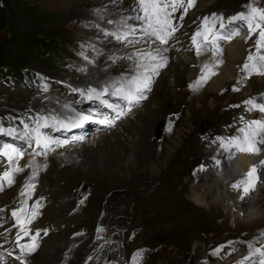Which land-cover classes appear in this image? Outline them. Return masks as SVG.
<instances>
[{"label": "rangeland", "instance_id": "obj_1", "mask_svg": "<svg viewBox=\"0 0 264 264\" xmlns=\"http://www.w3.org/2000/svg\"><path fill=\"white\" fill-rule=\"evenodd\" d=\"M6 1L7 0H0V15L9 17L11 9L12 11L15 9V13L13 19L9 20V25L0 27V53H3L2 56L0 55V61H5L7 57H11L7 60L9 64L13 61L16 63L19 68L16 72L19 75L13 76L10 72V68L7 70L8 66L6 69L5 66H3V69H5L8 75L3 72L4 70H2L3 73H0V124L7 127L6 122L9 116H11V114L17 115V118L13 120H15L14 123L16 124V128H18L17 131L19 135L23 133L19 130V128H23V125L20 123L21 120L31 125L37 113L41 115H60V113H62L61 116L64 118L70 115V113H66L64 110L65 107L62 106L69 105V108H73L77 112L81 110L83 112L84 109H87L86 111L91 112L88 114L93 115L96 119H102L106 116L113 123L107 125L108 128L105 130V133L108 131L107 133L109 134L110 132L111 134L113 130H120L121 132L126 131L127 123L133 126L132 128H135L134 126L138 124L142 125L144 122L142 120L139 121L138 114L144 107L146 108L148 106L150 107L149 110H154L155 112L159 111L161 108L162 111L158 114H160V117H163V120L156 125L155 132L159 130L160 124H162L163 130L159 137H155L157 138L155 143L144 145L143 148L144 152L147 147H149L148 151L153 152V156L148 158V160H155L158 153L162 152L163 154L165 146L171 143L170 141L168 143L170 138L168 136L171 135L172 138L174 137L176 139L178 133L176 129H180L178 136L180 137V142L176 150L173 151L175 153L167 157L166 165H164V167L162 166L160 171L154 174L147 170V160H139V154H141V152H136L131 149L130 145L139 140L136 139L135 132L132 129L126 133L130 137L128 142L126 144L121 142L120 146L117 145L118 149L113 150L115 154H117L116 157H108V151L113 149L111 146H109L110 149L107 151L106 158L100 154L106 161L107 166L105 167L95 160H92L88 168L80 163L79 166H74V169H72L69 174L65 175V169L62 170L63 164H61L59 168L60 173L55 172L57 176L54 178L57 179V187L53 189L56 195H51L50 198L53 199L54 203L58 204L61 201V197H67L66 201L72 200L69 204L72 205L73 202L75 207H80V211L85 214L82 219H78V221L71 220V222H69V220L64 219V214L68 213L70 207L66 202L63 203L64 205L60 203L63 205H61V208L53 206L51 210L45 211L44 214L39 217V222L35 225L36 229H47V234H45L46 241L37 255L40 254L44 248H49L52 246L53 242H57L62 238L61 235L64 234L67 229L69 230L65 233H78L77 236L83 235L87 238L86 242L81 245L84 251L82 254H79V260L91 255V252L87 253V247L90 245L91 241H97V245L103 246L105 249H110L112 246L119 247L117 250L119 254L115 251V257H109V260H111L110 263L112 262V264L118 263V256H120L122 260L121 264H200L201 262L205 264H218L221 261L218 256L219 253L212 255V251L219 245H223L224 259L221 261L222 264H229L233 262V259L238 261L240 258L247 256L250 251L255 250L260 247V245L262 247L264 242L260 241H264V238L261 236V231L264 232V218L258 223L250 225L249 223H245V220L237 222L231 218L229 212L226 210L224 211V209L216 207L209 210V208H204V206H208V203H203V209L200 208L202 206H197V203H195L196 201L191 199V193L192 191L196 192V190L200 192L202 191L200 188H207L208 185L211 186L210 184L206 185L201 179L200 182L198 181L200 177L203 179V176H210L208 173L209 163L207 162V158L204 157L203 161H206L207 166L203 164L205 167L202 171V173L206 172V174L204 173V175L201 174L200 176H196L199 172V168L197 169V162L200 161V159L197 160V162L192 161L194 157H199L202 152L207 150L204 143L200 144L199 142L202 141V137L210 134L211 138H209V141H214L217 136L228 138V136H233L236 133L238 134V129L246 126L247 123L244 122V120L252 113L256 114L255 119L259 118L260 120H264V113L262 117H258L261 116L258 110L254 109L252 111H247L246 109L250 106L243 103V101L250 97H254L257 102H260L261 97L258 96V92L262 88V85H260L259 81L262 78L264 79V72H258L256 75L247 76L248 74L245 71L238 70L237 75L238 78H242L241 82L238 80L237 83L233 80L230 83L234 85H228L226 90L224 89V92L221 90L217 92V94L207 93L205 101H203L201 105H198V103L193 100L192 95L195 89L188 87L189 82L187 81L185 72L183 74L181 72L179 76L165 80L166 75L170 74L172 71V66L170 67V63L167 62L166 67L161 69L159 75L153 78L150 86L151 92L145 94L146 99L143 104L137 106L138 109H136V107H130L132 110H130V112H132V116L134 115L133 118L129 119L127 114H125L118 120V114V117H116L114 121L109 115H104L106 112L103 113L95 108L92 109V107H96V105L100 104L99 100L95 101L98 104L95 103L92 107L85 108L86 106L83 105L84 97H82L79 92H73L72 89H85L86 85L97 88L101 87L102 85L98 82L86 79L87 76L91 75V70L97 72L94 76L97 81H99V76L101 74L107 76L104 83L114 78L117 79V74L121 71L117 74L114 72L109 73L105 67H103L105 64L99 65L98 69H91L94 65H97L96 59H109L110 62H114V64L117 65V63L122 62L123 59L120 57L112 59L113 57L111 55L117 54L114 51L123 53V51H121L123 45L134 46L136 43L154 41V37L143 36L140 32V27H137L134 37L130 40H128L130 38L128 37V41L125 42L117 41L110 36L105 37L102 34L101 29L107 28L112 31L117 27H113L115 23L113 25L107 23L108 20L120 21L119 18L116 19V10L121 11V17L138 16L141 11L137 0H115V2H113V0H18L19 3L15 4L13 8L7 6L9 1L8 3ZM249 3H252L254 7L264 9V0H212L207 6H203L204 4H200L199 6L198 3V8H196L195 3L192 8L188 9L195 10V17L189 20L188 24L189 26L198 27H189V29L194 28L196 31L200 29L201 23H199V21L204 16H209V18L212 19V13L222 14L225 17V28L231 27L233 30L237 28L241 30L240 35L238 34L236 39H223L222 45L224 48H222L226 50L228 45L236 41L240 42V39L243 40L245 43L244 47H246L247 50L244 55L245 60L249 53L256 52L255 41L258 38V32L252 33L251 36H248L246 39V35L249 34L247 26L240 21L229 25L226 17L240 11H248L247 5ZM134 6L138 7V9ZM137 10L139 13H137ZM31 11L35 13L36 16L31 14ZM181 11V9H178V16ZM28 13L31 14V16L33 15L32 17L34 19L28 16ZM185 14L186 13L183 14V19L179 17L178 21L181 22V25L183 24ZM141 22V20L135 19L128 21V23L137 26L144 23ZM218 27L215 26V33L218 31ZM231 32L232 31L226 33L225 36L229 35ZM179 34L180 32H178V35ZM211 36L212 33H209V40ZM169 42L173 43V38L170 39ZM95 49L97 50L95 51ZM189 49H194L196 51L195 47L192 45H190ZM44 50H46V52ZM108 50H110V53H107ZM3 56L6 57L4 58ZM85 56L88 57L87 60L84 58ZM129 63L130 60L125 62L126 72H121L120 75L129 72L128 69L131 67L128 66L130 65ZM243 63V61L240 62L241 65ZM189 67L190 69L193 68V66ZM189 67L187 68L189 69ZM132 74L133 72L129 73L128 76ZM69 79L71 83L75 85L70 84ZM77 84H79V87H76ZM233 87L237 88L238 91H233ZM46 96L49 97L46 99L47 101L45 100ZM74 96H78V99ZM263 98L264 97H262V99ZM105 99L112 100L107 96ZM85 100L87 101V99ZM168 100L169 103L164 107V103ZM34 102H36V104ZM192 102L193 104H191L190 112H188L187 110ZM211 103L214 104V109H211L209 106ZM260 103H264V99ZM230 105H239V107H230ZM101 106L106 108L104 105ZM170 106H173L174 111L171 114H167L168 107ZM59 110L62 112L59 113ZM125 112H127L126 106L124 109V113ZM152 115H154L152 112H147L148 117H152ZM241 117L244 118L243 121H241ZM27 118H31L30 121H27ZM170 122L172 124L171 132L167 130ZM204 124L207 125V128L205 131H202ZM97 130L101 129L99 127L90 128L86 137L81 141H77L78 137L74 135L63 136L64 138L70 137V141L67 143L62 141L63 144L61 145H65V148H69V145H82L81 148H83V145H86L90 139L101 137L97 135L99 133ZM148 130L151 129L148 128ZM47 131L50 136L54 134L51 128H48ZM151 133H154V131L152 130L149 134L151 135ZM165 134L166 136H164ZM82 135L84 137V134ZM148 135L145 138L147 142H149ZM0 136L2 144L3 140L10 142L18 140L11 139V136H8V139L2 135ZM142 139L143 138H141V140ZM158 140L160 143H158ZM214 144L217 145H214L215 148L219 147L218 141ZM4 146L5 144H3V146L0 145V161L4 158L3 153L11 151L10 148L6 149ZM36 146L34 142H30V144L22 143L21 146L18 145L15 147L19 149L23 155H18L13 158L12 167L15 168L19 166L23 168L24 160L32 156L39 159L42 158L43 155L40 154L37 149L33 151L34 153H26L27 150L34 149ZM261 146L263 148L261 150L264 151V144ZM61 147L63 148V146ZM37 153H39V155H37ZM46 154L47 153H45L44 156L48 157ZM93 154L94 156L98 155V153L91 152L90 149L86 150L81 156L82 160H84L83 157L86 156L87 158ZM236 154H238V152ZM117 157L119 158L117 159ZM3 165L4 164H1L0 167ZM51 166L50 163V167ZM42 167L41 171L45 169L44 163H42ZM24 168L23 171L14 174V183L11 184L12 186H9L11 188L8 190L6 200L4 198V200L0 201L4 208L17 194L16 190L18 188L14 186L20 187L19 184H24V179L21 180V177L27 173V170L24 171ZM46 168L47 170L50 169L49 167ZM170 168H172V170H170ZM7 169L9 168L1 169L0 173ZM28 172L32 173V170ZM38 173H40V171ZM47 173L48 172H46L45 175ZM171 173L174 177L172 179L170 178ZM191 176L193 178L189 179ZM61 178H64V180H61ZM215 180H217V177ZM34 181H39L41 185V176L39 175L37 179L29 183L32 184ZM5 185H7V182ZM40 185L38 194L43 190L40 188ZM7 188L8 187H2L0 193L4 190L7 191ZM257 190L254 192L255 194H253V199L256 201L264 198V196L261 195L262 193H259V190ZM133 192L137 195L139 202L138 206L133 204L135 199ZM50 193L49 191V194ZM108 196L109 199L115 197L122 199H117L111 204V206L117 209V213L121 216L125 215V217H123V219H126L125 223L118 232H114L111 228L108 233L105 228L100 225V221H102L100 218L102 215V208L107 204L109 200H107ZM128 198H130V203L128 202ZM47 202L51 201L47 200ZM209 202H212V200ZM8 207L11 206L8 205ZM63 207L67 208L61 212L60 209ZM7 209L0 212V215L5 214L6 217V222L2 223L0 226V240H7L6 242L10 241V234L8 229L5 228L8 227L7 225L9 224L8 220L10 217V215L6 213ZM260 210L264 213V206L260 207ZM113 215L114 213L112 212L111 216L113 217ZM135 215H137V220L135 219L133 221ZM140 215L143 216L144 220L147 216L150 217L144 221L140 218ZM138 219L142 220L138 221ZM59 221L60 226L57 228L58 230H55L54 226ZM64 224H68V226L61 229V226ZM3 228L5 229L3 230ZM97 228H101L102 231L98 232ZM109 234L116 235L118 241H105L108 240ZM251 234H256V236L254 237ZM200 241H205V246L201 245L202 249L198 253L195 246L198 247L201 243ZM229 241H232V243L229 244ZM232 244H236L235 250L231 247ZM249 244H251V248H249ZM4 246L5 244L2 242L0 248ZM206 247H210L212 250L211 256L214 257V259L210 258L211 261L207 258L208 254L206 253ZM78 248H80V244H78ZM13 250L12 248L9 250L4 249V251L0 249V254L2 255V257L0 255L1 264H10L8 263V256L12 258L16 254ZM138 250L142 251L133 259ZM5 252L8 256H4ZM35 253L32 257L24 259V261L35 259L37 264H47L49 257L46 256L45 259L42 260V255L37 256ZM67 255H75V253L66 252L63 257ZM251 257L252 256H250L247 261H249ZM113 258L115 260H113ZM76 260L77 258H75L73 262ZM11 264L18 263L12 262Z\"/></svg>", "mask_w": 264, "mask_h": 264}, {"label": "bare ground", "instance_id": "obj_2", "mask_svg": "<svg viewBox=\"0 0 264 264\" xmlns=\"http://www.w3.org/2000/svg\"><path fill=\"white\" fill-rule=\"evenodd\" d=\"M210 2H212V0H206V1L205 0H196V8H198L197 7L198 3H199V6H200V4H204L203 6H207V4H210ZM135 8L138 9V7H135ZM116 11H117L115 14L116 19L119 18V20H120L122 13H121V11H118V10H116ZM137 13H139L138 10H137ZM138 15H142V13H139ZM194 17H195V10H193V9L188 10L187 13L185 14L183 24L181 25V22L178 21L179 20L178 13L174 14L173 22L177 25L178 30L174 34L175 37L173 38V43L169 42V44L167 45L169 47V52L166 53V55L169 56L168 62L170 63V67L172 66L171 67L172 71L168 75L165 74L166 75L165 80L172 78V77L179 76L181 74V72H182V74L185 72L186 76H187V81L189 82V84L192 83L195 85V81H196L197 77L199 75H201V73H200L201 66L204 65L205 63L213 64L215 66L216 75H214L210 79H208V81L206 83H203L204 85L202 84L200 86H194L195 92L192 93L193 100H195L198 103V105L199 104L201 105V103L203 101H205L207 93H213V94L216 93L217 94V92H219L221 90H223L222 92H224V89L226 90L228 85H234V84L230 83L233 80H234V82H237V83H238V80H240V82H241L242 78L241 77L238 78L237 72H238V70L243 71V72L245 71L243 68L244 63L241 65L240 62L241 61L245 62V60L247 59V57H246L244 60V55H245L247 50H246V47H244V45H245L244 41L241 39H240V42L236 41L233 44L228 45L226 50H223V48H224V46L222 45L223 38H221L219 35H217L215 47L211 43H208L206 49L204 51H201L200 54H197V51H195L194 49H189L190 45H192V42H191L192 35L196 32V30L194 28L189 29V27H198V26H191V25L189 26V24H188V21ZM204 17H202L200 19L199 23L202 22ZM113 19H114V17H113ZM115 22H117V21H115ZM142 22H144V21H142ZM199 23H198V25H199ZM143 24L144 23H142V25ZM142 25H140V26H142ZM116 26L117 25H115V24L113 25V27H116ZM216 26L218 27L219 24H216ZM180 27H181V29H180ZM217 30H218L216 32L217 34L222 33L224 36L226 35V33L233 31V29L231 27L230 28H224V29H220L218 27ZM178 32H180L179 35H178ZM240 32H241V30H239V35H240ZM135 34H136V32H135ZM129 37L130 38L128 40L132 39L134 37V35H130ZM232 38L236 39L237 35L232 36ZM198 39L202 40V37L198 38ZM128 40H126V41H128ZM152 41H147L144 43L143 42L142 43H136L134 46H132V45L124 46L123 45V47H121L122 48L121 51H123V53L114 51L117 54L111 55L113 58H116V57L122 58L123 59L122 62H118L117 65H115L114 62H110L109 59L108 60L96 59L97 65L96 66L94 65L91 69H94V68L98 69L99 65L105 64V66H103V67H105V69L109 73L114 72L117 74L120 71L122 73H124V72H126L125 62L127 60H129L126 57L133 56L134 59L130 60V63H129L130 65H128V66H131L128 69L129 72L124 74V75H128L131 72L134 73L136 71V69L134 67V60H135L134 53H135V51H137V50L147 51V50H149L150 46H154V47L159 46L158 42H155V44H153ZM106 48H108V47H106ZM96 50L97 49H95V51ZM108 51H107V53H110V50H108ZM182 52H184V53H182ZM261 52L264 53V49H262ZM217 60L222 61V63L219 64L218 66L215 65V61H217ZM189 66H193V68L190 69ZM187 67H189V69ZM159 72H161V69L159 70ZM120 73L117 74L118 78L121 76H124V75H120ZM257 73L258 72H252L251 74H248L247 76L256 75ZM96 74H97V72H93L91 70V75L87 76L86 79H89L91 81H96L100 85L105 84L104 82L107 79V76L106 75L104 76L101 74L99 76V81H97L94 78V76ZM154 77L155 76H153V78ZM153 78H152V81H153ZM259 82H260V85H262V88L259 90L258 96L261 97L260 102H262L264 99V98L262 99V97H264V95H262V94H264V79L262 78ZM69 83L72 85H75V84L71 83L70 79H69ZM257 84H259V83H257ZM76 87H79V84H77ZM88 87H90V86L86 85L85 89H83V88H78V89H80L81 91H86ZM149 92H151V90H145V94H147ZM74 97H76L78 99V96H74ZM107 97L112 99V100L107 99L109 103H111L113 105H118L119 107L114 108V109H109L107 107L103 108L101 106L102 105L101 103L98 104L95 102L98 100H95V99L88 100L87 99V101H86L85 97H84V104L83 105L86 106V107L84 106L85 108H87V107L89 108V107H92L93 104L96 103L98 105H96V107H92V109L95 108V109L99 110V112H103V113L106 112V114H104V115H109L110 118H112L113 120L116 119V117H118V114H119L118 120H120L122 118V115L120 114L121 111L123 112V115L127 114L129 119L133 118L134 115L132 116V114H131L132 112H130V110H131L130 107H136V109H138L137 106L142 105L144 100H145V99H142L139 101V103L128 105L127 102H125L124 100H122L118 97H114L111 95H109ZM210 97H212V96H210ZM47 98H49V97L46 96L45 100ZM11 99H13V98H11ZM34 103L36 104V102H34ZM167 103H169V100L164 103V107ZM191 104H193V102L190 103L189 108L187 110L188 112H190ZM213 105L214 104H212V103L209 105L211 107V109L215 108ZM125 106L127 107V112L124 113ZM62 107H64V106H62ZM202 107L204 108L203 105H202ZM68 108H65L64 110L66 113H70V115L65 116L64 119H67L69 116L74 114L72 112L73 108H69V110H68ZM149 108L150 107H148V106L146 108L144 107V109L141 110L140 113L138 114L139 121L142 120L144 122L143 124L141 123L142 125L138 124V125L134 126L135 128H132L133 126H131L129 123H127V125H126L127 130L124 132H121L120 130L119 131L113 130L112 131L113 133H111V134H110V132L108 134L107 133L108 131L105 133V130L108 128L107 125L99 124L98 122H96L97 119H94L92 121L85 122L82 127H69L67 129L59 130L60 132H56V131L52 130V132L54 134H51V136L53 138H55L56 140H58L59 143L52 144L49 148L50 150L49 149H43V148H40L38 146H36V148H34V149L27 150L26 153L31 154L34 150L37 149L38 152L43 155V157L40 159L32 156L31 158H27L26 160H24V166L25 165H39L40 166V168L38 170V172L40 171V173H38L34 179H37L38 176L40 175L41 176V185H40L39 181H34L32 183L34 185V190H32L30 193H28L25 190V196L22 197L20 195V193L22 190H24L23 185L28 180V177L31 175V173H29L28 171L32 170L31 167H25V168L23 167L24 171L27 170V173L21 177V180L24 179L23 180L24 184H22V185L19 184L20 187H17L16 185L14 186L18 189L16 190L17 194L13 197V200L8 204L11 207H8V205L5 203L6 207L4 208L3 204L0 203L1 209L4 210V209L9 208L6 210V213H7V215H10L9 220H8L9 224L7 223L8 227H5L8 229V232L10 234L9 235L10 241L6 242L7 240L6 241L4 239H2V241L0 240V246L2 245V242H4V244H5V246L1 247L0 249L4 251V249L9 250L12 248V249H14L13 250L14 253H16L15 256L10 258L7 255V253L5 252L4 256H6V255L8 256V263L11 264L13 262V263L21 264L20 260L17 259V257H20L23 255V259H27V258L32 257V255L35 252H36L35 254L37 255V253L43 248V244L46 241L45 233L43 231H40L38 234H36L37 229H36L35 225L39 222V217L41 215H43L45 211L51 210L53 206L61 208V205L63 203L66 202L69 204L72 201L71 199L66 201L67 197H61L60 193H59V196L61 197V201L58 204L54 203L53 199L50 198L51 195H54V196L56 195V192L53 189L57 187V179H54V178H56V176H57V175H55V172L60 173L59 168H60L61 164H63L62 170L65 169L64 170L65 175L69 174L70 171L72 169H74V166L75 167L79 166L80 163L83 166L88 168L92 160H95L97 163L104 165V167H105V166H107L106 161L104 158H102L101 155H103L105 157L107 155V151L110 149L109 146H111V148H113V149H110L109 150L110 152L108 151V157L109 158L116 157L117 154H115V151H113V150H117L118 146H120L121 142H123L124 144H126L128 142L130 137L126 133L131 131V129H132L135 132L134 134H135L136 139H139V140L137 142H134V143L131 142L132 143L130 145L131 149L135 150L136 152H139V151L141 152V154H139V160L140 161L141 160L142 161L147 160L146 161L147 170L151 171V173L154 174V173L159 172L162 166L164 167V165H166L165 163H166L167 157H170L172 155V153H175L173 151L176 150V148L179 146L180 137H178V136H179V130L180 129H178V128L176 129V131L178 132L176 135V139L178 138L177 140L174 137L172 138L171 135L168 136V137H170L168 140V143H169V141L171 143H170V145L167 144L165 146V150H164L163 154H162V152L158 153V156L156 157L155 160H148V158H151L153 156V152L148 151L149 147H147L146 151L144 152V150H143L144 145L146 146L147 144L155 143V141L157 139V138H155V137H157V135H155L156 134L155 129L157 127L156 125L159 122H161V120H163V117H160V114H158L160 111H162L161 108L157 112H155L154 110H149ZM86 110L87 109H84V111H83L85 114L91 113L90 111L88 112ZM148 111L152 112L154 115H152V117H148L147 116ZM173 111H174L173 106L172 107L170 106V107H168L167 114H171V113H173ZM60 112H62V111L59 110V113ZM80 112H82V110ZM134 112H136V111H134ZM61 114L62 113H60V115H57V116H60L61 118H63L61 116ZM262 114L263 113H261V116H258V117H262ZM37 115H38V113H37ZM26 117H29V116H26ZM14 118H17V115L11 114V116H9V119L6 122L7 127L12 126V127L16 128V124L14 123L15 120H13ZM255 118H256V114L252 113V114H250V116L248 118H246L244 120V122L247 123V121L253 120ZM27 121H30V119L27 118ZM26 123H28V122H26ZM114 125H115V123H114ZM96 127H99L101 129V130H97V132H99L97 135H100L102 138L96 137V138L90 139L86 145H83V148H81L82 145L81 146L69 145L68 146L69 148H65L66 147L65 145H61V144H63V142L67 143L70 141V137L64 138L63 136H69V135L73 136L74 135V136L78 137L77 141H81L86 137L90 128H96ZM181 127H182V124H181ZM148 128L151 130H148ZM16 129H18V128H16ZM19 130L24 132V128H19ZM152 130L154 131V133H151V135H150L149 133L152 132ZM43 131H45L47 134H49L47 129H43ZM21 134L22 133H20L18 135V131H17L16 136H11V139L12 138L14 140L18 139L16 141L10 142V141L3 140L2 142L5 145L11 144L13 147H17L18 145L21 146L22 143H26V144L29 143L30 144V141L19 138ZM82 134H84V137ZM147 135L149 138V142H147L145 140ZM235 135H242V134L236 133ZM2 136L8 139V136H6V135H2ZM164 136H166V134ZM141 138H143L144 140L143 139L141 140ZM202 138H203L202 141H199V142H200V144L204 143L207 150L202 152V154L199 157H194L192 161L197 162V160L200 159V161L197 162L198 163L197 169L199 168L198 169L199 172L197 173L198 175H196V176H200L201 174H203V175H204V173L206 174V172L202 173L203 170H200V166L203 164L207 166L206 161L205 162L203 161L204 157L207 158V162L209 163L208 164V171H209L208 173L210 176H203V179L200 177V178H198V181L200 182V179H201L205 182L206 185L210 184L211 186L208 185L209 188L208 187L207 188L206 187L200 188V190H202L200 192H197V190H196V192L192 191L191 199L193 201H196L195 203H197V206H202L203 203L204 204L208 203V206H204V208H209V210L216 208V207H218L219 209H224V211L225 210L228 211L230 217L233 218L237 222H242V220H245V223H249V225H250V224H256L259 221H261L264 218V213L260 210V207L264 206V198L256 201L253 199V197H254L253 194H255L254 192L258 189L259 193H262L261 195L264 196V165L259 164L260 160H264V151L261 150V149H263L261 146L263 144H260V143L257 144V146L260 148L259 153L238 152V154H236L237 151H235L234 149L230 153H224L222 150H218L219 147H216V148L214 147V145H216V144H214L212 140L209 141V138H211L210 134L207 136H203ZM208 141H209V143H208ZM158 143H160L159 140H158ZM3 144L0 141V145L3 146ZM15 144H17V145H15ZM61 146H63V148ZM88 149H90L91 152H93V153H98V155L94 156V154H93L92 156L87 157V158L85 156V157H83L84 160H82L81 156ZM50 151H53V152H50ZM122 151H123V149H122ZM8 152H11V151H7V153ZM45 153H47L46 155H48V157L44 156ZM235 155H239V156H235ZM118 158L119 157H117V159ZM213 158H215V159H213ZM217 159L221 161L220 165H217L215 163V160H217ZM12 163H13V159L9 160L8 156L6 154H4L3 160L0 161V165L1 164H4V165L0 167V170L4 169V168H9V169L13 168ZM42 163H44V167L46 165V167H49L50 169L47 170V168L45 167V169L43 171H41V168H43ZM50 163L52 165L51 167H50ZM251 165H256L257 187H256L255 191H253L250 194V196L246 197V199L244 201H241L239 199V191L233 189L230 185L234 181L241 179ZM21 166H22V164H21ZM170 170H172V168H170ZM46 172H48V173L45 175ZM14 174L15 173H13V177H14ZM58 177H60V176H58ZM216 177H217V180H215ZM170 178L171 179L174 178L172 173L170 174ZM192 178L193 177L191 176V178H189V179H192ZM61 180H64V178H61ZM29 182H31V181H29ZM191 182H192V180H191ZM194 182H195V180H194ZM209 182H211V183H209ZM5 183H6V181L0 180V186H2L3 188L8 187L6 189L7 191L4 190L3 192L0 193V201L4 200V198L6 200V196L8 195V190L11 188V187H9L10 185H8V184L5 185ZM188 183H189V181H188ZM39 185L41 186L40 188L43 190L41 191V193L38 194ZM197 186H198V184H197ZM49 191L51 192L50 194H49ZM133 194L135 196L133 204L138 206L139 202H138L137 195L134 192H133ZM48 196H49V198H48ZM41 197L43 199H40ZM259 197H260V194H259ZM108 199H109V196H108L107 200ZM117 199H121V198H119V197L118 198L115 197L112 199L110 198L109 199L110 201L108 200L107 204L102 208V215L100 217L102 219V221H100L101 222L100 225H101V227L105 228V230L108 233H109L111 228L114 230V232H118L126 220V219H123V217H125V215L121 216L119 213H117V209L114 208L113 206H111V204L114 201H116ZM22 200L26 201V203L23 206L21 205ZM47 200H50L52 203L47 202ZM208 200L209 201L212 200V202H209ZM37 201H39V203L37 204V209H36L38 214L36 215L35 219H33L31 221L30 224L25 225L27 228L30 229L29 236L25 237L23 235V233H20L21 239L19 242L20 243H31L32 242L31 236L36 234L37 240H38V247L31 254H22L20 249L17 247V233L20 232V225H18L16 223L15 218L12 216V211L14 209L17 210V214L21 215V223H24L26 217L31 216V214H32L31 205L33 203H36ZM128 202L130 203V198H128ZM60 203H62V204H60ZM124 203H125V201H124ZM69 205H70V207L68 209V213L64 214V219L69 220V222H71V220L72 221H78V219H82V217L85 213L80 211V207L76 208L75 204H73V202H72V205L71 204H69ZM66 208L67 207H63L62 209H60V211L62 212L63 210H66ZM200 208L203 209V206ZM112 212L114 213L113 217L111 216ZM241 213H243V214L241 215ZM136 216L137 215H135L133 217V221L135 219L137 220ZM148 217H150V216H147V218ZM140 218L143 219V216H141ZM5 219H6L5 214L0 215V226L2 223L6 222ZM141 220L138 219V221H141ZM59 226H60V221L54 226V229L56 230ZM67 226H68V224H64L61 226V229L65 228ZM5 228H3V230ZM67 230H69V229H67ZM67 230H65V232H67ZM65 232H64V234L61 235L62 238H60L57 242H53L52 246H50L49 248H47V249L44 248V250H42V252L40 254H38L37 256L42 255L41 256L42 260H44L46 256L49 257L47 264H72V263L73 264H112V262L110 263L111 260H109V257L110 256L115 257V251H117L119 249V247L112 246V247H110V249H105L103 246H98L97 241L96 242L91 241L90 245L87 247V249H88L87 253L91 252V255L84 258V259L82 258L81 260H79L80 259L79 254H82L84 251V250H82L81 245L86 242L87 238L83 235L77 236L78 233L69 234V233H65ZM262 232L263 231H261V233ZM226 235H227V233H226ZM251 235H253L254 237L256 236V234H251ZM223 237H224V235H223ZM262 238H264V236H262ZM107 239L108 240H105L107 242L118 241L116 238V235H111V234H109V237ZM260 242H264V241L262 240ZM193 243H195V242H193ZM253 243H255V242H253ZM78 244H80V248H78ZM161 245H162V243H161ZM201 245L205 246V241L201 242L198 247L195 246L196 251L198 253L202 249ZM235 246H236V244L231 245V247L234 250H235ZM258 248H260L262 251H264V244L262 245V247L260 245V247H258ZM205 249H206V253L208 254L207 258H209V260H210V258L214 259V257L211 256V251H212L211 248L206 247ZM248 251H249V249H248ZM66 252H74L75 255H67V256L63 257V255L66 254ZM251 252H253L254 255H252V257L249 261H245L244 264H258V262L260 261L261 257L259 255V253H256L255 250H252ZM117 253H118V251H117ZM218 253H219L218 256L220 257V260L222 261V259H224L223 249L221 248V250ZM1 257H2V255H1ZM1 257H0V259H1ZM75 258H77V260L75 262H73ZM242 258H240V260H238V261L233 259V262H231L229 264H239V261H241ZM113 260H115V259L113 258ZM117 260H118L117 264H121L122 260L120 259V256L117 257ZM78 261H80V262H78ZM221 261L218 264H222ZM26 262H25V264H37L35 259H30V260H27ZM202 264H205V263H202Z\"/></svg>", "mask_w": 264, "mask_h": 264}, {"label": "snow or ice", "instance_id": "obj_3", "mask_svg": "<svg viewBox=\"0 0 264 264\" xmlns=\"http://www.w3.org/2000/svg\"><path fill=\"white\" fill-rule=\"evenodd\" d=\"M115 2V0H113ZM140 11L142 15L135 17L124 16L121 17L120 21L115 22L113 20H108L109 25L117 24V27L110 31L107 28L101 29L102 34L105 37H112L117 41L125 42L130 35H134L137 27H140V31L143 36L154 37L153 44L158 42L159 46L154 47L150 46L147 51H135V60L134 67L136 71L128 76L124 75L117 79H113L109 82H106L101 87H88L86 91H81L78 88H73V92H79L81 96L85 97L88 100H99L100 103L106 106L109 109H114L119 107L118 105H113L105 99L106 96L118 97L128 105L139 103L140 100L146 99L145 90H150L152 84L153 76L159 75V70L166 67L169 60V56L166 53L169 52V40L174 38V34L177 32L178 27L173 22L174 15L178 9L182 11L179 13L180 19H183V14L187 13L189 8H192L196 0H137ZM248 11H240L234 15H229L226 17L228 24L231 25L234 22L240 21L247 26L249 36L252 33L258 32V38L255 41V53H249L247 59L243 64V68L247 74L252 72H264V53L261 52L264 49V9L254 7L252 3L247 5ZM212 19L208 16H205L201 22V28L198 29L191 38L192 45L195 47L197 54H200L201 51H204L208 43H211L215 47V42L217 35L223 39H231L232 36L239 34V29H234L229 35L224 36L222 33H215L214 29L216 24H219L220 29L226 27L224 20L225 17L222 14L212 13ZM141 20L144 21L142 26L132 25L128 23L130 20ZM209 33H212L211 40H209ZM198 39V38H201ZM83 55V53H82ZM86 60L87 56L84 57ZM111 58V57H110ZM129 60H133V56L126 57ZM114 59V58H112ZM91 62V61H90ZM222 61H215V65L218 66ZM200 73L195 81V85L190 83L189 88H194V86H200L203 83H206L208 79L216 75L215 66L210 63H205L200 68ZM233 91H238L237 88L233 87ZM264 95V94H262ZM244 104L250 106L247 108V111L258 110L261 113H264V103L257 102L254 97H250L247 100L243 101ZM68 108V105L64 106ZM230 107H239V105H230ZM74 115L69 116L67 119L61 118L55 114L40 115L38 114L35 119H33L32 124H28L23 120L20 123L23 125L24 132L20 135V139H25L30 142H34L38 147L43 149H49L50 146L54 143H59L58 140L48 135L43 129L51 128L53 131H59L61 129H67L69 127H82L85 122L92 121L96 119L93 115L85 114L82 112H77L75 109H72ZM123 115V112L120 113ZM31 119V118H30ZM243 121V117L240 118ZM96 122L102 125H109L112 123L106 116L102 119H97ZM169 132L172 131V124L169 123L168 129ZM238 132L242 135H233L225 138L223 136L215 137L213 143L219 142V149L224 153H230L233 149L237 152H247V153H259L260 148L257 146L258 143L264 144V120L253 119L247 121L245 127L238 129ZM17 129L8 126L5 127L3 124H0V135L6 136H16ZM6 149L10 148L11 152L3 153L8 156L9 160H12L15 156H22L23 153L19 149L11 146L5 145ZM39 155V153H37ZM215 159V158H213ZM217 165H220V160H215ZM260 165H264V160L259 161ZM24 167H31L32 173L28 177V180L23 185V189L20 193L22 197L25 196V190L30 193L34 190V185L29 183L32 181L38 174L40 168L39 165H25ZM46 167V165H45ZM204 165L200 166V170H204ZM23 171L22 167H15L5 170L0 173V180L6 181L7 184L11 185L14 183L13 173H18ZM257 176H256V165H251L247 172L241 179L234 181L230 186L239 191V199L244 201L246 197L255 191L257 187ZM2 190V186H0ZM40 199H43L42 197ZM26 203L25 200L21 201L23 206ZM33 203L31 205L32 214L27 216L24 223H21V215L17 214V210L12 211V216L15 218V221L20 225V232L17 233V247L20 249L22 254H31L38 247L37 235L40 231H43L47 234V229H37L36 234L31 236V243H20L21 235L23 233L25 237L29 236L30 229L25 225L30 224L33 219H35L38 214L37 204ZM3 211V209H0ZM243 213H241L242 215ZM97 231H102L101 228H97ZM264 236V232L261 233ZM229 244L232 241L228 242ZM249 244V248H251ZM223 245L217 246L212 251V255H216ZM138 250L134 255L133 259L140 254ZM256 253H259L261 259L259 264H264V251L260 248L255 249ZM254 255L253 252H249L247 256H244L239 264H244L245 261L249 259L250 256ZM20 260L21 264H25L23 255L17 257Z\"/></svg>", "mask_w": 264, "mask_h": 264}, {"label": "trees", "instance_id": "obj_4", "mask_svg": "<svg viewBox=\"0 0 264 264\" xmlns=\"http://www.w3.org/2000/svg\"><path fill=\"white\" fill-rule=\"evenodd\" d=\"M8 1H9V3H8ZM8 4H7V6H10V8H13L14 6H15V4H18L19 2H18V0H7L6 1ZM12 6H11V5ZM14 11H12V9H11V11H10V13H9V17H6V16H4V15H0V27H6L7 25H9L8 24V22H9V20H12L13 19V17H14V13H15V9H13ZM30 10V9H29ZM13 14V15H12ZM31 14H33V15H35V13H32V11H31ZM31 14H27L28 16H31ZM32 15V16H33ZM31 16V17H32ZM36 16V15H35ZM39 16H41V15H39ZM33 18V17H32ZM42 18V17H41ZM34 19V18H33ZM59 40V39H58ZM43 41V40H42ZM52 48V47H51ZM45 52H46V50H44ZM0 55L2 56L3 55V53H0ZM4 58L6 57V56H3ZM1 58V57H0ZM11 57H7L6 59H5V61H0V73L2 72V70H4L3 72L6 74V75H8L6 72H5V69H6V67L8 66V69L7 70H9V68H10V72H11V74H13V76H15V75H19L16 71H18V67H17V65H16V63L13 61L11 64H9V61L7 60V59H10ZM3 66H5V69H3ZM2 72V73H3Z\"/></svg>", "mask_w": 264, "mask_h": 264}, {"label": "water", "instance_id": "obj_5", "mask_svg": "<svg viewBox=\"0 0 264 264\" xmlns=\"http://www.w3.org/2000/svg\"><path fill=\"white\" fill-rule=\"evenodd\" d=\"M159 126H160L159 130L156 132V135H157L158 137L160 136V134H161V132H162V128H163L162 124H160ZM206 128H207V125L204 124V126H203V128H202V131H205Z\"/></svg>", "mask_w": 264, "mask_h": 264}]
</instances>
